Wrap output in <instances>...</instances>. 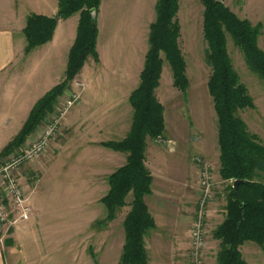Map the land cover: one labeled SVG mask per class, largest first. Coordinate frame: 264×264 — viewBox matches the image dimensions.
<instances>
[{
	"label": "rangeland",
	"instance_id": "1",
	"mask_svg": "<svg viewBox=\"0 0 264 264\" xmlns=\"http://www.w3.org/2000/svg\"><path fill=\"white\" fill-rule=\"evenodd\" d=\"M179 1L177 15L181 28L179 47L186 63L189 88L186 95L176 90L173 87L169 65L164 63L155 97L164 107L165 132L161 140H147V143L155 146L156 156L150 161L153 160L151 163L156 164L158 169L163 164L171 167L172 161L178 159H183L190 164L194 163L195 198L193 197L194 203L192 204L193 221L187 232L189 241L191 228L197 220L200 209V172L207 169L211 175V200L205 205L203 211L206 240L203 262L204 264H218L220 244L214 238V232L225 220L227 196L233 185L231 181L222 180L219 175L217 119L207 90L211 71L205 63L207 45L203 40L204 9L200 0ZM217 1L239 19L247 20L253 27L259 28L257 46L264 51V0ZM104 2V33L101 39L104 45L101 65L98 64V60L94 61L89 58L85 63L84 71L75 83L69 84L68 89L70 90L73 85L74 92L80 94L84 89L81 79L90 68L94 67L93 78L97 80L95 92L101 93V101L105 102L106 91L111 100L114 97L111 95L113 90L109 85L114 81L110 68L133 66V52L136 48L139 52L137 58L139 61L142 60L143 66V50L145 51L148 47L147 40L143 42V39L138 47H135L133 42L128 44L126 41L122 48L118 44L111 45L112 41L108 44L111 36L109 37L107 32L111 35L112 30L117 27L120 16H123L133 21L136 20V24L135 22L130 24L129 20L126 25L128 29L130 28L131 34L136 28L138 33H142L143 38L144 32H147L148 22L155 20L154 6L157 0H104ZM113 20H115L114 24ZM108 26H114V28L108 29ZM147 37L148 34L146 39ZM226 47L233 69L254 103L253 110L240 111L238 117L245 122L250 133L256 135L264 145V83L247 69L242 53L233 45L229 37H227ZM85 97L86 94L83 93L81 102ZM126 106L130 109L128 113L124 112L123 105L113 109L114 114L110 109L103 111L97 127L95 124H87L80 130L63 128L61 134L53 141L56 145L52 146V149L40 161L28 166L29 168L24 171L21 184L27 200L30 197L34 199L30 204L28 203L32 215L25 222L40 220L44 224H49L45 229L46 234L65 241V250L68 254L75 252L80 234L83 240L82 250L86 254L90 252L107 253V245L111 242L113 252L119 253L125 242L122 224L130 211L131 195L126 198L125 206L117 210L115 219L107 228L96 227L95 223L106 217V211L100 201L108 191L107 178L116 170L119 162L116 156L102 151L96 144L119 140L127 134L133 117V110L127 98ZM113 117L115 128L111 129L108 126ZM118 118L121 122L116 124ZM98 130L99 132H96ZM205 152L209 155L205 156ZM186 153L187 159L183 156ZM174 154L178 155L173 159ZM188 167L191 168V166ZM259 179L264 180V174H261ZM168 189V186L162 188V190ZM81 227L82 230L79 229ZM153 231L147 234L145 241L152 242L158 238L159 233ZM160 237L161 239L166 238L164 233H161ZM188 243L190 246L191 241ZM239 251L240 253L242 251L241 256L247 264H264V246L259 247L254 243L246 242L239 248ZM182 256L183 264H193L191 247L185 249Z\"/></svg>",
	"mask_w": 264,
	"mask_h": 264
},
{
	"label": "trees",
	"instance_id": "2",
	"mask_svg": "<svg viewBox=\"0 0 264 264\" xmlns=\"http://www.w3.org/2000/svg\"><path fill=\"white\" fill-rule=\"evenodd\" d=\"M101 0H59L60 20L79 15L77 36L68 55L65 79L40 99L20 133L0 154V158L19 148L50 114L58 99L68 89L91 58L98 60L96 43L98 28L91 10L98 11ZM203 6V40L207 45L205 63L211 75L207 90L217 119L219 175L222 180L240 182L227 196L224 222L214 232L219 241L218 264H247L239 251L246 242L264 246V145L250 133L238 117L243 110H253L254 103L240 82L227 53V37L244 57L247 69L264 83V51L257 46L258 27L239 19L217 0H200ZM179 0H157L155 20L149 27L148 51L139 76L138 87L130 94L133 110L129 132L120 141H108L102 147L127 155L126 163L107 178L109 191L101 199L106 210L98 227H106L115 219L119 208L131 195L130 211L123 221L125 242L120 264H148L145 237L155 229L145 199L151 194L152 177L145 167L147 140H161L165 132L164 107L155 97L164 63L172 72L173 87L186 95L189 82L186 63L179 47L180 24L177 18ZM54 18L29 15L23 31L26 53L48 43L56 28Z\"/></svg>",
	"mask_w": 264,
	"mask_h": 264
},
{
	"label": "crops",
	"instance_id": "3",
	"mask_svg": "<svg viewBox=\"0 0 264 264\" xmlns=\"http://www.w3.org/2000/svg\"><path fill=\"white\" fill-rule=\"evenodd\" d=\"M58 1L0 0V154L20 133L35 104L65 79L68 55L77 36L79 15L76 14L64 20L59 19L52 39L29 53L25 51L27 42L23 33L29 15L54 18L58 12ZM104 10L105 2L101 0L96 14V18H98L96 19L98 28L96 52L100 65L104 45L101 41L104 33ZM129 20L130 24L134 22L136 24V20L133 21L129 17L120 16L117 27L112 30V34L107 32L109 37L111 36L108 44L112 41L111 45L118 44L122 48L125 41L128 44L133 42L135 47L142 44V39L143 42L146 40L148 42L146 35H149V27L154 21L148 22L147 32H144L146 35L143 34L142 38V33H138L136 28L135 32L131 34L130 28L128 29L126 25ZM114 22L115 20H113V24ZM110 28H114V26H108V29ZM147 51L148 47L145 51L143 50L144 58ZM138 53L136 48L133 52V66H113L110 68L114 76V81L109 84L113 90L111 95L114 97L112 100L106 91V101H101V93L95 92L97 80L93 78L94 67L90 68L81 79L84 89L80 93V99L63 119L62 129L80 130L82 126L87 124H95L97 127L103 111L110 109L114 114L113 109L121 105L125 108L124 112L127 111L128 113L130 109L126 106V98L129 103V96L138 87L139 76L144 66V62L142 66V60L139 61L137 58ZM84 69L85 65L71 82L72 84L77 81ZM71 88L70 90L67 89L61 98H66L75 93L73 85ZM83 93L86 94V97L81 102ZM119 119L115 122L116 124L121 122ZM108 127L115 128L114 117ZM125 136L119 140L109 141H120ZM53 141L48 151L56 145L53 144ZM102 143L104 142L96 144L99 149L118 158L116 170L124 166L127 155L106 149L101 146ZM206 153L205 156L209 155ZM176 155L178 154L172 156L173 159ZM155 156V146L146 142L145 158L147 160L145 167L152 177V186L151 194L145 199V202L155 223L153 232L159 233L158 238L152 242L144 240L148 264H183L182 254L185 249L191 247L188 243L190 241L187 232L193 221L192 204L195 198L194 180L196 178L194 163L191 162L190 164L183 159L176 158L178 160L171 163L172 168L167 167L161 161L163 165L158 169L156 164L151 163L153 160L150 161ZM183 156L187 159V153ZM195 160L198 162L197 159ZM26 168L23 169V174ZM167 186L169 187L168 190H162ZM33 200L30 197L28 203L30 204ZM97 223H95L96 227H98ZM47 226L49 224H44L40 220L23 222L12 227L0 225V264H120L124 242L119 253L113 252L111 242L110 245H107V253L90 252L86 254L82 250L83 240L82 234H80L75 252L71 251L73 254H68L65 250V241L46 234ZM107 226L100 228L105 229ZM79 229L82 230V227ZM161 233H164L165 239H161Z\"/></svg>",
	"mask_w": 264,
	"mask_h": 264
},
{
	"label": "built area",
	"instance_id": "4",
	"mask_svg": "<svg viewBox=\"0 0 264 264\" xmlns=\"http://www.w3.org/2000/svg\"><path fill=\"white\" fill-rule=\"evenodd\" d=\"M80 94L72 93L58 99L54 110L37 126L26 141L0 158V225L12 227L29 220L32 210L21 184L23 169L31 166L48 151L51 142L61 134L63 119L79 101ZM200 209L190 231L193 264H204L206 240L203 225L204 207L211 200V175L207 169L200 172Z\"/></svg>",
	"mask_w": 264,
	"mask_h": 264
},
{
	"label": "water",
	"instance_id": "5",
	"mask_svg": "<svg viewBox=\"0 0 264 264\" xmlns=\"http://www.w3.org/2000/svg\"><path fill=\"white\" fill-rule=\"evenodd\" d=\"M91 12V16H92V18L93 19H96V10H91L90 11ZM54 19H55V21L56 22H58L59 21V16L58 15H56L55 17H54ZM239 184H240V182H238V181H236V182H234V184H233V188H234V191L235 192H237V189H238V186H239Z\"/></svg>",
	"mask_w": 264,
	"mask_h": 264
}]
</instances>
